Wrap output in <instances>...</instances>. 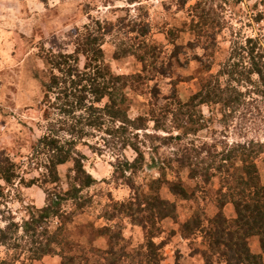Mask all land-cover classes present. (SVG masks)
I'll use <instances>...</instances> for the list:
<instances>
[{
    "label": "rangeland",
    "instance_id": "obj_1",
    "mask_svg": "<svg viewBox=\"0 0 264 264\" xmlns=\"http://www.w3.org/2000/svg\"><path fill=\"white\" fill-rule=\"evenodd\" d=\"M182 1L185 0H142L139 9L138 4L128 5L125 0H0V154L4 153L19 167L23 180L13 186L0 183V229L9 227L8 239L0 243V264H61L57 254L70 252L53 245L56 255L33 260V252L38 243H45V236L37 234V238L23 229L26 222L39 218L46 204V190L54 188L40 184L44 170L31 160L32 147L44 134L48 122L57 117L44 100L49 80L47 54L73 53L76 37L93 19L117 24L119 20L126 23L139 18L142 25L148 24L145 41L155 51L151 50L154 57L150 54L146 64V75L151 79L142 83L139 92L130 89L125 92L128 117L131 120L145 117L153 110L154 116L163 120L161 108L176 101L187 102L199 90L200 81L208 76L207 66L215 75L236 43L264 35V23L256 21L262 0H188L184 6ZM198 1L201 4L196 11ZM202 8L208 11L209 24L198 33L197 12ZM120 27L117 30L120 34L108 36L102 46L105 64L118 76L143 74V65L135 56H113L119 45L138 44L137 39L140 40L136 33L127 34L129 28ZM206 36L215 39V46L204 43ZM83 65L81 58L80 68ZM256 85V77H252V82L241 88L245 92L248 87L251 93L244 108L229 123L223 121L221 106L214 104L195 108L193 125L186 116H180L184 127L178 131L174 115L167 117L165 130L148 122L146 130L134 132L138 134L133 141L140 156L131 147L123 148L120 140L107 135L105 129L85 139L88 146L78 149L85 156V170L96 183L82 192L91 199V206L85 213L72 216L64 229L72 253L81 249L92 253L108 249L107 238L98 237L96 230L106 225L101 215L111 211L109 204L128 203L133 197L131 187L149 192L150 182L164 173L167 181L180 182L194 196L188 200L175 197L165 185L159 191L161 199L174 204L177 215L175 221L160 222L162 233L154 238L159 245L161 264H203L196 253L205 249L201 235L184 238L179 225L196 210L206 220L217 213L219 178L206 181L202 175L190 179L188 169L180 167V159L192 145L214 144L220 150L237 142H264V97L259 96ZM197 128L201 130L196 131ZM178 134L181 140L171 139ZM137 158L138 166L126 170L125 162L134 165ZM70 167L71 164H66L58 168L61 188H67ZM258 169L264 184V165L260 161ZM129 176L131 182L126 179ZM35 178L38 183L26 187ZM63 208L70 212L72 206L68 203ZM223 212L228 219L235 215L230 204ZM39 223L37 233L45 229L52 233L58 227L55 218ZM115 224L121 227L123 241L119 247H124L128 260L125 264L141 259L137 254L144 251L147 232L138 219L122 215L113 221ZM248 245L253 254H260L264 260L256 237L250 238Z\"/></svg>",
    "mask_w": 264,
    "mask_h": 264
},
{
    "label": "trees",
    "instance_id": "obj_2",
    "mask_svg": "<svg viewBox=\"0 0 264 264\" xmlns=\"http://www.w3.org/2000/svg\"><path fill=\"white\" fill-rule=\"evenodd\" d=\"M128 5L138 4L141 9L142 0H125ZM186 1H182V6ZM200 1L195 7L199 9ZM262 9L257 12L256 21L264 23V0ZM208 11L204 8L197 12L200 20L196 24L198 33L209 24ZM109 21L93 19L83 27L76 37L75 48L70 54H53L46 56L49 66V80L45 88V101L50 109L56 111V118L48 122L45 132L32 147L31 160L43 169L41 185L54 186L46 190V204L41 209L38 219H31L24 224V232H33V236H45V243H38L33 252V260H40L50 255H56L54 246L67 248V253H58L61 264H125L128 263L122 240L121 227L113 225L118 216L137 218L138 224L147 232L144 251L138 252L139 260H130V264H161L159 245L154 242L162 233L159 223L165 219L175 221L176 209L173 203L163 200L159 196L162 185L167 186L169 192L178 198L188 200L189 194L180 182L167 181L165 174L152 180L149 192H142L139 187L130 188L133 197L128 203H111V211H105L101 218L106 225L96 230L98 237H106L109 248L106 250H92L73 252L70 240L65 237V227L75 214L85 213L91 206V199L82 194L83 190L91 187L96 180L89 174L83 165L85 156L78 149L79 146H88L85 140L93 137L96 132H103L120 140L124 147H131L140 156V150L134 144L133 138L138 137L134 132L146 130L147 123L153 122L156 129L165 130L166 119L174 115L176 131L183 129L180 116H186L187 122L192 125L196 120L194 110L201 105H220L223 121H233L240 112L251 93L247 83L256 77V87L259 96L264 97V35L249 38L246 42L236 43L231 48L226 61L220 65L218 72L213 75L207 66L208 76L200 81L199 90L185 103L172 102L161 108L160 117L154 116L153 110L148 116L137 117L131 120L127 112L126 90L139 92L143 82L151 77L147 73V60L154 53V48L147 46L145 41L149 31L148 24H141L140 19ZM123 25L120 27V25ZM119 25V26H118ZM118 26L117 29H115ZM120 28H129L127 34L136 33L140 40L137 43H123L119 45L113 56H135L143 65V74L115 75L105 64L102 46L108 36L120 34ZM116 30V31H115ZM171 34V32H170ZM114 36V35H113ZM126 39V38H125ZM142 39V40H141ZM213 39V40H212ZM136 40V38H135ZM206 45L215 46V39L206 36ZM155 51V50H154ZM84 65L80 68V59ZM224 80V81H223ZM242 88V89H241ZM53 99V101H52ZM175 112V113H174ZM107 126V127H106ZM106 127V128H105ZM201 130L197 128L196 131ZM194 132V131H192ZM181 140L180 134L171 136V139ZM180 159V167L188 169L190 179H197L204 175L206 181L212 177L219 178L216 191L215 207L217 213L211 219H205L200 210H196L191 217L179 225L180 235L184 238L200 234L205 249L196 252L200 254L203 264H264L260 254L250 251L248 240L256 237L260 250L264 254V184H262L258 162L264 165V142H237L226 145L220 150L214 145L196 146L186 150ZM185 152V153H186ZM191 152V154H190ZM125 162L126 170L131 166H138ZM71 164L67 173V188H61L58 168ZM125 172L124 168L121 169ZM162 177V178H161ZM131 182L130 176L126 178ZM39 179L29 180L26 187L38 183ZM13 186L15 182L23 183L20 169L4 153L0 154V183ZM48 189V188H47ZM70 203L72 209L66 212L64 205ZM230 204L234 217L228 219L224 215V208ZM55 218L58 227L54 232L45 229L37 233L39 221ZM18 228V226H16ZM7 229H0V243L8 239ZM64 235V236H63ZM37 236V238H38ZM92 253V254H91ZM88 254L93 257L90 258ZM129 258V257H128Z\"/></svg>",
    "mask_w": 264,
    "mask_h": 264
},
{
    "label": "crops",
    "instance_id": "obj_3",
    "mask_svg": "<svg viewBox=\"0 0 264 264\" xmlns=\"http://www.w3.org/2000/svg\"><path fill=\"white\" fill-rule=\"evenodd\" d=\"M261 254H262V252H261Z\"/></svg>",
    "mask_w": 264,
    "mask_h": 264
}]
</instances>
